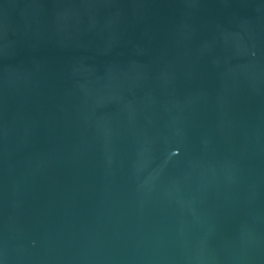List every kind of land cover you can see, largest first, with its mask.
<instances>
[{
  "label": "water",
  "instance_id": "95a60500",
  "mask_svg": "<svg viewBox=\"0 0 264 264\" xmlns=\"http://www.w3.org/2000/svg\"><path fill=\"white\" fill-rule=\"evenodd\" d=\"M0 264H264V0H0Z\"/></svg>",
  "mask_w": 264,
  "mask_h": 264
}]
</instances>
